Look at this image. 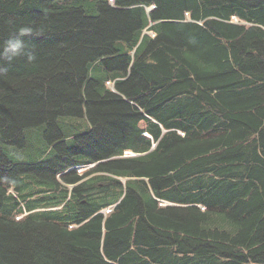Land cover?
<instances>
[{"label":"trees","instance_id":"trees-1","mask_svg":"<svg viewBox=\"0 0 264 264\" xmlns=\"http://www.w3.org/2000/svg\"><path fill=\"white\" fill-rule=\"evenodd\" d=\"M0 264H264V0H0Z\"/></svg>","mask_w":264,"mask_h":264},{"label":"rangeland","instance_id":"rangeland-1","mask_svg":"<svg viewBox=\"0 0 264 264\" xmlns=\"http://www.w3.org/2000/svg\"><path fill=\"white\" fill-rule=\"evenodd\" d=\"M107 86L111 88V84ZM58 124L62 131L67 134L84 133L87 130V120L85 118H60ZM45 127L41 126L25 133L27 140L26 148L22 151L10 152V158L13 162H29L34 160H43L45 152V141L43 132ZM83 171V170H82ZM82 173V172H81Z\"/></svg>","mask_w":264,"mask_h":264},{"label":"built area","instance_id":"built-area-1","mask_svg":"<svg viewBox=\"0 0 264 264\" xmlns=\"http://www.w3.org/2000/svg\"><path fill=\"white\" fill-rule=\"evenodd\" d=\"M232 21H233L234 23H237V22H238V21H237L236 19H234V18L232 19ZM150 35L154 36L152 33H150ZM123 156H135V154L132 153V152H125ZM90 167H92V165H90V166H83V167L78 166V167H75V169L81 174V172L83 173L85 170H87V169L90 168ZM82 170H83V171H82Z\"/></svg>","mask_w":264,"mask_h":264},{"label":"water","instance_id":"water-1","mask_svg":"<svg viewBox=\"0 0 264 264\" xmlns=\"http://www.w3.org/2000/svg\"><path fill=\"white\" fill-rule=\"evenodd\" d=\"M147 11H149V9Z\"/></svg>","mask_w":264,"mask_h":264}]
</instances>
